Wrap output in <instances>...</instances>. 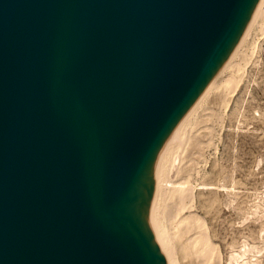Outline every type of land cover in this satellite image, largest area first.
I'll return each instance as SVG.
<instances>
[{
	"label": "water",
	"instance_id": "obj_1",
	"mask_svg": "<svg viewBox=\"0 0 264 264\" xmlns=\"http://www.w3.org/2000/svg\"><path fill=\"white\" fill-rule=\"evenodd\" d=\"M257 0H0V264H165L150 164Z\"/></svg>",
	"mask_w": 264,
	"mask_h": 264
},
{
	"label": "rangeland",
	"instance_id": "obj_2",
	"mask_svg": "<svg viewBox=\"0 0 264 264\" xmlns=\"http://www.w3.org/2000/svg\"><path fill=\"white\" fill-rule=\"evenodd\" d=\"M242 45L234 57L241 76L226 110L208 98L215 115L201 124L187 157L179 160L178 173L165 172L167 180L192 187L191 210L204 217L219 264H264V28L254 24ZM175 197L167 204H175ZM178 259L180 264L190 261L181 252Z\"/></svg>",
	"mask_w": 264,
	"mask_h": 264
},
{
	"label": "bare ground",
	"instance_id": "obj_3",
	"mask_svg": "<svg viewBox=\"0 0 264 264\" xmlns=\"http://www.w3.org/2000/svg\"><path fill=\"white\" fill-rule=\"evenodd\" d=\"M263 6L264 0L256 1L244 25V30H242L237 39L233 52L190 109L172 127L165 141L160 146L153 163L150 164L149 174L153 187L152 199L150 201L152 235L165 264H180L178 252H181L183 259H186V257L190 259L189 264H219L218 251L211 240L204 217L191 210L195 199L192 187L186 184V186H182L183 183L181 182L167 180L165 172L178 173L179 160L182 161L187 157L186 150L195 140L197 131L202 129L203 126L201 127V124L207 120L209 124V119L215 115L211 112L214 108H211L207 104L208 98L212 96V100H217L223 110H226L228 98L236 90L241 76V67L239 63H234V57H237L238 50L248 37L254 24H257L260 31L264 28ZM234 67L236 71H234ZM205 128L209 129L210 127L205 126ZM197 140L198 138L196 139V143L199 142ZM196 145L198 144L194 143L193 146L195 148L199 147H196ZM186 182L189 183L188 181ZM209 185L210 188L212 187L211 189H214L212 183H209ZM173 197L177 199L176 203L173 205L167 204L168 199L170 200ZM212 198L213 196L207 200L208 207H211L214 202V198ZM204 211L206 212V210Z\"/></svg>",
	"mask_w": 264,
	"mask_h": 264
},
{
	"label": "built area",
	"instance_id": "obj_4",
	"mask_svg": "<svg viewBox=\"0 0 264 264\" xmlns=\"http://www.w3.org/2000/svg\"><path fill=\"white\" fill-rule=\"evenodd\" d=\"M262 9H263V11H264V6H263V8H262Z\"/></svg>",
	"mask_w": 264,
	"mask_h": 264
}]
</instances>
